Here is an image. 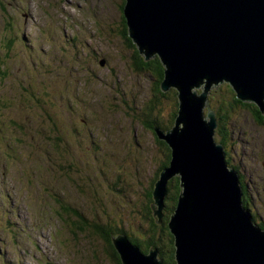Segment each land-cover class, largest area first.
<instances>
[{
  "label": "rangeland",
  "instance_id": "obj_1",
  "mask_svg": "<svg viewBox=\"0 0 264 264\" xmlns=\"http://www.w3.org/2000/svg\"><path fill=\"white\" fill-rule=\"evenodd\" d=\"M118 2L0 0V264H123L99 224L112 218L130 236L146 229L136 209L161 152L139 109L154 84L134 68ZM224 83L210 86L205 120ZM224 123V150L264 222V122L241 107Z\"/></svg>",
  "mask_w": 264,
  "mask_h": 264
},
{
  "label": "water",
  "instance_id": "obj_2",
  "mask_svg": "<svg viewBox=\"0 0 264 264\" xmlns=\"http://www.w3.org/2000/svg\"><path fill=\"white\" fill-rule=\"evenodd\" d=\"M123 13L140 53L157 55L165 67L162 89H177L175 122L169 132L157 131L172 158L153 192L161 217L166 183L179 177L168 221L174 264H264V228L242 205L239 175L214 140V112L210 121L202 112L210 86L225 81L264 114V0H125ZM113 245L123 264H164L156 250L147 256L121 235Z\"/></svg>",
  "mask_w": 264,
  "mask_h": 264
},
{
  "label": "trees",
  "instance_id": "obj_3",
  "mask_svg": "<svg viewBox=\"0 0 264 264\" xmlns=\"http://www.w3.org/2000/svg\"><path fill=\"white\" fill-rule=\"evenodd\" d=\"M118 9L120 12V28L122 30V35L127 43L130 51L132 53V57L135 59V67L137 70L145 71L149 75V77L153 80V91H154V98L150 99V101L146 102L143 107L139 110H142L144 115L147 117L141 116V122L143 125L146 126L151 132L159 138L157 135V131H164L172 127L175 122V118L177 115L178 107H179V100L177 97V91L173 90L172 88L167 89L164 91L161 87L163 80L165 79V67L161 63L159 57L155 55L154 57H150L149 59H145V56L140 53L136 44L132 41L130 36L128 35L127 31V23L123 13V7L125 4V0H118ZM10 48V46H7ZM12 51V50H11ZM11 51L8 50V53H5V56L9 59L11 58ZM22 88V86L18 85ZM28 88V87H25ZM28 91V89H26ZM217 93L218 98L215 100V115L217 117L218 123V133L216 134V138L214 140L223 145L227 140V132H226V124L225 119H228L229 116L231 117L232 114L236 109L241 107H247L254 117L261 118L264 122V114L260 111L258 106L255 103L249 102L245 103L243 100L236 96L235 90L229 83H224L223 85L218 86L217 90L214 91ZM172 94V110L168 114L166 118L162 117L161 111L159 112L160 106L162 105L163 98L167 95ZM211 98V96H210ZM217 129V130H218ZM158 144L160 145V152H161V161L158 164L156 169V175L153 179L152 185L147 189L145 194L143 195L142 202L138 204L140 207L136 209V206L133 204L134 211L132 209L131 212H135L137 210V214L145 221L146 229H140L141 235L140 236H130L129 233L125 232L119 224L116 223L112 218L111 221H106L103 225L99 224L98 230L101 232L102 237L109 248L113 249L112 256L119 261V253L115 249L113 245V240L115 237L121 235L125 237L128 243L134 247H136L142 253H149L151 250L157 251V256L163 261L164 264H174L175 263V256H174V237L171 234L168 228V221L170 215L173 213L174 208L178 202V196L181 191V187L179 185V177L173 176L168 179L166 183L167 194L164 199V208L161 212V217L155 214V198H154V188L155 182L158 180L160 172L162 169L169 167L170 160L172 158L171 148L168 143L164 140H160ZM225 160L229 167L235 169L237 174L239 175V181L242 187V205L245 209H247L251 215V219L255 222L259 227L264 228V222H259L256 220V214L251 210L249 206V202L246 197V185L242 179V174H240L236 165L232 163L230 160L229 155L224 150ZM120 187L118 186L115 190H118ZM122 188V186H121ZM121 191V190H120ZM123 198V197H121ZM101 202L104 203L103 199ZM75 215L78 216L79 220L83 222L82 219L84 217L79 213L73 211ZM141 221V220H138Z\"/></svg>",
  "mask_w": 264,
  "mask_h": 264
}]
</instances>
